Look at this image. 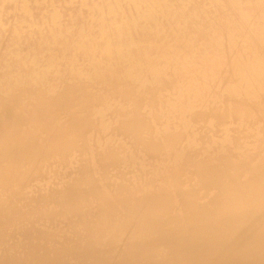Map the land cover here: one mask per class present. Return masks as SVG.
<instances>
[{
	"label": "bare ground",
	"instance_id": "1",
	"mask_svg": "<svg viewBox=\"0 0 264 264\" xmlns=\"http://www.w3.org/2000/svg\"><path fill=\"white\" fill-rule=\"evenodd\" d=\"M0 264H264V0H0Z\"/></svg>",
	"mask_w": 264,
	"mask_h": 264
}]
</instances>
